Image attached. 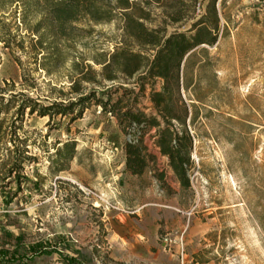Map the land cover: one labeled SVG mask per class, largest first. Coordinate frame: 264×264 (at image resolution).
I'll list each match as a JSON object with an SVG mask.
<instances>
[{"label":"rangeland","instance_id":"rangeland-1","mask_svg":"<svg viewBox=\"0 0 264 264\" xmlns=\"http://www.w3.org/2000/svg\"><path fill=\"white\" fill-rule=\"evenodd\" d=\"M208 1L198 0L195 18L177 23L164 22L163 9L155 6L149 25L164 26L167 34L185 31L205 13ZM167 5V10L181 6ZM216 10V43L199 45L189 59L199 84L182 90L196 113L189 126V186L180 185L148 134L145 143L156 153V162L142 175L129 174L123 144L130 136L99 106H90L74 121L49 120L26 110L15 126L32 160L23 165L26 180L20 188L14 181L0 189V249H13L15 236L21 252L38 242L55 247L18 264H66L69 257L70 264H264V0H217ZM15 24L5 34L0 29L4 102L19 91L56 98L59 89L67 91L72 61L86 59L99 70L93 57L111 52L121 39L119 18L80 24L92 31L82 32L66 49L58 71L47 75L34 63L18 18ZM148 93L147 86L137 107L150 114ZM14 110L0 115L4 159ZM72 143L73 157L65 160L66 144ZM154 170L162 172V180Z\"/></svg>","mask_w":264,"mask_h":264},{"label":"trees","instance_id":"trees-1","mask_svg":"<svg viewBox=\"0 0 264 264\" xmlns=\"http://www.w3.org/2000/svg\"><path fill=\"white\" fill-rule=\"evenodd\" d=\"M216 1H208L205 13L193 21L189 29L167 34L164 26L149 25L155 15V6L163 9L164 22L177 23L195 18L193 14L198 0H0L1 31L5 34L11 24L18 27L15 24L18 18L28 34L34 63L39 64L47 75L58 71L71 43L81 39L82 32L90 34L92 31L80 27V24L98 25L117 18L121 21L120 41L111 52L100 53L92 59L94 64L100 65L99 70L85 63L86 59L71 62L66 75L69 80L66 92L59 89L54 99L34 98L24 91L11 92L6 102L4 96H0V115L14 107L16 115L12 122L11 144L6 148L8 156L5 159L0 156L3 170L0 189L14 181L20 188L22 181L26 180L23 165L32 157L25 154V140L19 138V126H15V121L21 120L26 110L29 114L47 116L49 120L59 116L74 121L92 105L113 116L120 131L130 136L123 144L125 170L129 174L142 175L156 162V153L145 143L148 134L158 153L166 157L180 185L188 187L193 144L189 126L195 121L196 113L191 108L195 106L187 104L183 98L182 90L186 93L190 85L196 88L199 84L198 75L193 74L194 66H188L194 49L201 44L216 43L219 32ZM169 2L181 6L176 8L173 5L167 10ZM6 19L13 21L5 23ZM0 38L4 39L1 35ZM21 49L25 50L23 45ZM25 85L26 89L34 88ZM147 86L154 110L150 114L137 107ZM192 95H196L195 89ZM2 128L0 118V134ZM68 146L65 160H71L74 153L73 143L66 144ZM153 173L158 180L163 179L162 172L154 170ZM14 239L16 245L13 249H0V264H18L32 255L50 254L55 250L54 246L38 242L26 245L21 252L20 241L17 236ZM71 261L72 257H69L65 263Z\"/></svg>","mask_w":264,"mask_h":264}]
</instances>
